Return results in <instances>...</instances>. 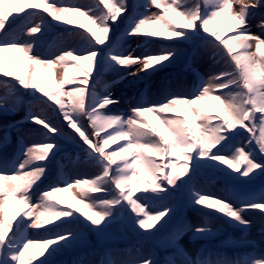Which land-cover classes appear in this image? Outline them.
<instances>
[{"label": "snow or ice", "instance_id": "snow-or-ice-1", "mask_svg": "<svg viewBox=\"0 0 264 264\" xmlns=\"http://www.w3.org/2000/svg\"><path fill=\"white\" fill-rule=\"evenodd\" d=\"M68 5L58 7L56 0H0V74L14 77L23 89L32 90L37 101L44 104L54 102L67 127L78 134L79 141L75 136L66 138L76 143L85 153L86 162L99 171L90 179H76L74 183L63 179V187L61 183L48 185L39 194V208L43 210L34 212L37 205L31 203V192L45 178L47 162L61 150L55 138H65V134L42 112H29L26 119L47 129L43 135L51 142L22 147L15 159L0 160V264H49V257L67 247L75 239V233L65 229L62 233H55L54 238L34 241L26 235L27 227L40 229L57 220L62 223L73 219L79 221L76 213L84 217L86 227L101 232L113 222L117 213L130 209L129 219L134 225L145 230L144 234L152 235L167 223L166 219L157 225L161 217L166 214L171 216L173 211L163 203L170 191L168 186L176 188L180 184H189L198 169H214L237 186L251 184L257 175L264 176V155L257 162V153L251 143L255 139L259 153L264 154V52H261L264 39L253 35L248 27L249 18L256 15L254 10L264 8L262 0H135L131 6L128 0H95L94 7L73 5L68 0ZM234 5L238 7L234 9ZM150 6L160 8L161 14L147 15ZM38 9L69 25L73 21L66 19L68 14L83 17L88 22L87 32L90 35L65 29L80 38L79 51L83 54L75 55L77 49H72L62 50L60 55L51 59L31 55L33 42H21L20 36L34 38L45 29L42 18L40 22H34L35 17L41 16ZM222 16L228 20L225 27L234 30L228 39H221L219 31L209 32L208 25ZM121 21L125 26L121 35L114 39L113 26ZM148 24L157 25V30L148 31L145 27ZM11 25L17 26L16 32L7 31ZM257 26L264 35V13L260 14ZM83 27L80 25V28ZM124 37H143L146 41L164 37L174 39L176 43L198 39L203 46L212 48L214 57H220L230 70H220L207 79L198 75L191 98L184 94H169L163 102L132 107L126 116L110 114L107 107L119 101L107 86L103 93L97 92L92 76L98 72V66L122 71L120 79H124L127 75L137 76L140 72H155L175 58V49L171 47H163L159 54L147 51L140 56L134 55V51L125 54L122 45L116 42ZM253 41L255 53L252 51ZM5 53L15 58V71L5 70ZM69 61L82 62L71 64L74 69L71 79ZM40 65L49 69L63 66V78L58 82L55 79L30 80L27 75L30 66ZM134 66L136 70L131 71ZM76 74L82 77L78 84L75 83ZM68 85L73 86L66 87ZM214 91H220L222 95H213ZM36 92L41 95L36 96ZM45 97L46 100L43 99ZM180 105L184 106L183 112ZM48 107L52 105L48 104ZM9 110L6 103L0 101V111ZM213 112L217 115L213 116ZM145 113L154 114L159 127L143 123ZM167 113H180L183 119L160 115ZM81 117H87L96 129L91 134L97 137L95 142L80 122ZM213 120L216 122L212 123ZM257 121L259 136H255ZM242 129L252 133L248 138L247 151L245 146L230 144L243 134ZM99 133H103L102 139ZM117 141L123 143L115 150L106 151L110 144ZM221 152L230 154H219ZM156 156L162 161L167 158V162L161 166L153 159ZM221 164L226 167H221ZM137 184L144 185L145 192L155 193L158 200H150L146 196L134 197ZM73 186L80 188L82 194H85L82 186H87L88 193L103 195H91L87 202L77 199L75 211L60 208L55 195ZM231 195L237 201L236 205L227 197L216 198L198 191H191L188 202L192 206L218 212L228 223L244 228L250 223L244 217L246 211L260 210L264 219V187L258 192L243 190L234 191ZM141 199L150 200L153 207H163V210L152 214L139 203ZM9 200L18 205L11 214L5 211ZM26 217L31 218L30 224ZM22 225L25 226L24 231H21ZM194 231L204 234L210 230L198 226ZM37 243L38 250L30 254ZM143 264H150V261L145 260ZM195 264L211 262L198 260ZM218 264H264V251L248 255L243 260L220 261Z\"/></svg>", "mask_w": 264, "mask_h": 264}, {"label": "trees", "instance_id": "trees-1", "mask_svg": "<svg viewBox=\"0 0 264 264\" xmlns=\"http://www.w3.org/2000/svg\"><path fill=\"white\" fill-rule=\"evenodd\" d=\"M62 2L63 6H69L68 0H62ZM80 3L85 6H95V1L93 0H81ZM71 4L78 5L77 2L72 0ZM254 11L256 13L259 12V10ZM159 14H161V12L157 15ZM154 18L155 17H153V19ZM66 19L73 21V24L71 25L65 22L68 26L66 29L71 28L74 32L83 31L80 29H87L89 27L88 22L78 14L70 13ZM217 19H221L224 23V25L217 30L220 32L221 39H228L233 35L234 30L227 33L229 30V28L225 27L228 24L227 17L222 16ZM217 19L213 20L208 25L209 32L215 31L211 26ZM40 21L41 20H38L37 22ZM42 22L45 25V29L41 33H37L35 37L32 38V42H35L36 45L40 44L41 46H49L51 44V40L49 39L50 36H58V40H64L71 36L79 39L73 46L74 48H72L77 49L74 54H83L79 51L82 42L79 37L74 35V32H69L65 29H56L45 19H42ZM80 25H84V27L80 28ZM124 26L125 25H123V28ZM78 27L80 29H78ZM145 27L148 31H152L157 30L158 26L155 24H148ZM16 31L17 30H12V32ZM45 33L49 36H45ZM87 35H90V33H87ZM119 44L123 45V42H119ZM66 45L67 44H62L60 47L66 48ZM137 45L142 47L140 55L144 54L146 51L150 54H159L163 47L174 48L175 58L171 63L166 62L164 67L155 72H142L137 76H130L129 78L124 79L121 83L124 86V89L118 94L119 97H121L120 99H122V102L132 101V103H138V101H146V95L152 96L154 94H156V96L162 95L163 97L169 94H184L187 95L188 98H191L192 90L196 83H198L196 72L198 71L199 75L206 76V72L202 69L207 64H203V60L209 58L210 64L220 60V57H214L213 49L211 50L210 47L203 46L202 42L198 39L176 43L174 39H166L164 37L149 39L148 41L143 37H140ZM261 52H264V46L261 47ZM72 63L82 62H68L70 79L74 75V69L71 68ZM227 70L230 69L227 68ZM99 71L100 68L98 66V72L92 76L93 81L96 83L97 92L103 93L106 86L108 91H110L111 86L117 78L116 75L120 74V71H113L111 69H105L104 72ZM76 75L77 79L75 83L78 84L79 79L82 77L79 76V74ZM7 82L8 81L3 80L2 78L0 80V101H4L10 108L9 111H0V128L4 133L10 134L11 129L16 127V123L23 122L29 112H42L52 124L60 127L65 134V138H55L61 145V150L56 153L55 157L47 162L48 172L45 178L32 190L34 193L40 194V192L46 189L48 185L59 183L58 173H60L59 171H66L68 168L67 164L71 165L75 161L87 163L85 153L79 158L80 153L83 151L76 143H73L66 138L69 136H78V134H76L74 130L68 128L67 124L65 127V124L60 123L58 120L59 117H61L63 123L64 120L62 115L59 114L58 106L55 105L54 102L48 101V104L52 105V107L49 108L48 104L37 101L33 95H24L19 90H13L14 86ZM138 83L142 84V86L140 87V84ZM71 86L73 85H68L66 87ZM213 95H222V92L214 91ZM43 99L46 100L47 98L45 97ZM65 99H67V97H65ZM111 107L112 106L110 105L107 108L111 109ZM179 107L181 112H183L184 106L180 105ZM53 109H55V111ZM111 110L112 114H119L117 109ZM165 115L169 118L183 119V115L180 113H167ZM212 115L216 116L217 113L213 112ZM220 119L222 121V116ZM80 122L83 123L85 130L89 134L87 124L89 127L92 126L88 122V119L87 124L83 117L80 118ZM215 122V120L212 121V123ZM197 123H200V121H197ZM34 124V127H28L25 125L19 127L17 131L20 133L17 134L22 137V140L25 143L28 142L27 135L31 134L38 136L37 143L51 142L43 135L47 132V129H44L42 125ZM241 131L243 134L237 137L235 141H231L230 144H235V146H245V150L247 151L248 138L252 136V133H249L245 129H242ZM99 134L102 139L103 133ZM259 135V121H257L255 136ZM49 136H52V134L49 133ZM251 143L253 149L257 153V162H259L260 156L264 154L259 153L255 139H252ZM3 145H10L9 147L11 148V151L14 152L19 149V145H17L15 140H12L11 143H9L6 139V142ZM106 151H112V149L108 147L106 148ZM213 151H215V149H213ZM5 153L6 150H1L0 156ZM10 153L7 154L9 158L5 159H10ZM219 154L228 155L230 153L221 152ZM153 159L156 160L157 163H160L161 166H163V163L165 164L167 162V158L162 161L159 156L153 157ZM213 163L219 162L214 161ZM221 167L226 166L221 164ZM92 177H83L81 179H90ZM183 179L185 178H181V180ZM177 183L180 184V181ZM82 187L84 188L85 194H82L81 189L79 188L80 199H84L86 202L91 195H103L100 193H88L87 186ZM136 187L137 191L134 193V197L146 196L149 197L150 200H158L155 193L144 191V185L137 184ZM168 187L170 191L166 194L163 203L169 205L173 211L171 216L166 214L165 217H161V221H158L157 225L166 219L167 223L164 224L159 231H154V234L152 235L144 234L145 230L138 229V226L134 225L133 221L129 219V209L126 211V215H124L123 212L117 213L113 222L106 226L101 232L86 227V221H84V219H79V221H84V223H80L73 219L69 223H62L57 220L40 229L30 227L27 230V236L34 241H40L42 239L54 238L55 233H62L65 229H70L75 233V239L72 240L67 247L61 248L53 256L49 257V264H143V261L145 260H149L150 264H189V262L195 264L198 260L210 261L211 264H218L220 261L243 260L248 255L264 251V219H262L261 215L259 218L258 216L254 217L252 215L253 211L260 212V210H249L244 213L245 219L250 222L249 226L244 228L243 226L234 223H228L227 219L218 212L213 213L207 208L192 206L188 202V197L191 194V191H198L203 195H210L216 198L223 199L227 197L229 202L236 205L237 201L232 198L231 193L243 190H256L258 192L264 187V176L257 175L251 184L237 186L233 185L222 173H219L214 169L201 168L193 175L189 184H180V186L176 188H173L172 186ZM150 200L146 201L141 199L139 203L145 205L147 210L152 214H155L156 211L163 210V207H153ZM59 207L65 210L69 209L60 203ZM41 210L43 209L39 208L38 211ZM132 215L135 214L133 213ZM253 225L256 226L252 228ZM198 226L207 227L210 231L204 234L195 233L194 230ZM174 243L177 245L178 251L168 248L170 244ZM38 248L39 244L37 243L34 248L30 250V254H33Z\"/></svg>", "mask_w": 264, "mask_h": 264}, {"label": "rangeland", "instance_id": "rangeland-1", "mask_svg": "<svg viewBox=\"0 0 264 264\" xmlns=\"http://www.w3.org/2000/svg\"><path fill=\"white\" fill-rule=\"evenodd\" d=\"M74 2H77L78 5H82L80 2L81 0H72ZM47 2H52V0H47ZM135 0H129V5H131L132 3H134ZM262 2H264V0H262ZM56 4L58 7L63 6V2L62 0H56ZM238 5H234V9L237 8ZM256 10H259L258 13H256V15L254 17H250L249 18V30L253 35H259L261 36L262 39H264V35H261L260 30L258 28V24H259V20H260V14L264 13V8H258ZM38 11L41 12V16L40 17H35L34 18V22H37L38 20L45 19L50 25H52L55 28H58L60 30H64L66 29L68 26L66 25V23L64 21H56L54 20L51 16L48 15V13L43 12L42 9H38ZM159 11H161L160 8H157L155 6H150L149 10L147 11V15L152 16L153 13H155L156 15L159 13ZM224 25L223 21L221 19H217L213 25L211 26V28L213 27L215 29V31H217L220 27H222ZM121 26V22L117 25H114V30H117L119 27ZM12 30H17V26L16 25H11L7 31L12 32ZM233 29H229V31H231ZM78 37V36H77ZM51 38H54V36H52ZM113 38L115 39V36H113ZM72 39V40H70ZM20 40L21 42H32V38L27 37L26 35H21L20 36ZM54 40L53 45H50L49 49H44L43 46L36 45L35 42H33L34 46L31 52V55L33 56H39L42 59H51L54 58V56L56 55H60L61 51H67V50H71L72 48H74L73 46L77 43V41L79 40L78 38L75 37H71L64 39V40ZM139 38L137 37H124V41H123V45H122V50L124 51L125 54H127L130 51H134V55L136 56H140V52L142 51V47L137 45ZM117 43L120 41H116ZM255 41H253V45H252V51L255 53ZM62 44H67L66 48H62L60 47V45ZM48 50V51H46ZM212 50V48H211ZM257 59H259L257 57ZM4 60H5V70L6 71H15L16 70V65L14 63L15 58L9 54V53H5L4 54ZM210 59L209 58H205L203 60V64H207L205 67H203L202 70H204L206 72V76H203L205 79H207V77L209 75L215 74L220 70H227L228 66L224 63V61L222 59H220L219 61H216L214 63H209ZM31 70L27 73L28 78L32 81L38 80V79H55L57 82L63 78V66L57 65L54 66L53 68L49 69L46 65H40V66H30ZM105 69V68H102ZM136 67L134 66L131 71H135ZM102 71V70H100ZM34 73V74H33ZM142 73V72H140ZM139 73V74H140ZM113 74V73H112ZM196 74L198 75V72H196ZM122 75V71H120V74L116 75V79L113 83V85L111 86L110 92L112 94V96L119 101V103L117 104H113L111 105V109H117L119 114H124L125 116L127 114L130 113V109L138 104H144L145 106H147L148 104L151 103H157V102H162L165 97H163L162 95L160 96H156V94L154 95H146V101H138V103H132V101H125L122 102V99H120L121 97H119V93L124 89V86L121 84L124 79L129 78L132 75H127L124 79H120ZM202 76V75H200ZM0 77H3L4 80H7L10 85H16V89H18L20 92H22V94L27 95V94H32V90H25L23 89L18 82L15 80L14 77H8L5 76L3 74H0ZM118 81V82H117ZM140 84V83H138ZM142 86V84H140V87ZM1 87V86H0ZM1 90V89H0ZM156 92V91H155ZM35 95H41L39 92H36ZM145 95V93H144ZM110 108H107V112L112 114V110ZM184 110V109H183ZM41 111V110H38ZM160 115H165V114H160ZM84 121L87 124V121L85 120L86 117H83ZM60 121L61 124H65L64 126L66 127V122L62 121L61 117H59L58 119ZM142 122L143 123H151L152 125L159 127L157 120L155 118V115L152 113H145L144 118H142ZM16 127H13L11 129V133L8 134L7 136L5 135L4 131L0 128V152L1 150H7L9 149L10 145H3L6 142V139L9 143H11L12 140H15V142L17 143V145H19V149L16 150L15 153H11L10 159H15L19 154H20V150L22 147H27V146H31L34 143H37L38 141V136H35L34 134L31 135H27L28 136V142L25 143L22 140V137H20L17 133H20L18 130L19 127L25 125V126H32L34 127V122H31L27 119H24L23 122H18L16 123ZM88 125V124H87ZM88 127L89 130V134L91 136V139H93V141L95 142L97 137L96 136H92L91 134L93 132H95V130L92 127ZM110 131V130H107ZM33 132V131H32ZM103 137V136H102ZM76 140L79 141V137L75 136ZM99 138H101V135L99 134ZM123 141H117L114 144H110L108 147H110L112 150H115L117 148L118 145L122 144ZM9 152L11 151H7L4 155L0 156V160L8 158L7 154H9ZM84 152H81L79 155V158H81L83 156ZM74 162V161H72ZM71 163V162H70ZM164 165V163H163ZM68 168L66 171H59L60 173H58V179H59V183H61V186L63 187L62 184V180L63 179H67L70 183H74V181L76 179H81L83 177H92L96 174H98L99 169L96 168L95 166L89 164V163H85L82 161H75L73 164H67ZM53 172V171H52ZM56 200L59 201L62 205H65L69 208H71L73 211H75V207H78V205H76V200L80 199V192H79V188L73 186L72 188H68L65 191H61L60 193L55 195ZM31 203L34 205H37V207L35 209H33L34 212H37L39 210V204H40V200H39V193H34L33 191L31 192ZM18 205L15 204L14 201L9 200L6 203L5 206V210L7 213H12L13 211H16ZM124 215H126V211L123 212ZM252 215L254 217L258 218L260 217V212H254L252 213ZM76 216L81 217L82 219H84V217L80 214V213H76ZM26 221L28 222V224H30L31 222V218H25ZM257 224V223H255ZM253 225L252 228H254ZM30 227H27V230ZM25 230V226L22 225L21 226V231ZM26 230V231H27ZM264 246V244H263Z\"/></svg>", "mask_w": 264, "mask_h": 264}]
</instances>
